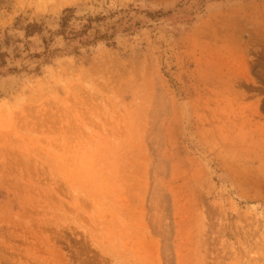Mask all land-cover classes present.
<instances>
[{"label": "rangeland", "instance_id": "1", "mask_svg": "<svg viewBox=\"0 0 264 264\" xmlns=\"http://www.w3.org/2000/svg\"><path fill=\"white\" fill-rule=\"evenodd\" d=\"M0 264H264V0H0Z\"/></svg>", "mask_w": 264, "mask_h": 264}, {"label": "trees", "instance_id": "2", "mask_svg": "<svg viewBox=\"0 0 264 264\" xmlns=\"http://www.w3.org/2000/svg\"><path fill=\"white\" fill-rule=\"evenodd\" d=\"M69 11H70L69 9H65L62 12L63 16L60 19V25H59L61 29L65 27V24H66V22L68 21V18H69V16H65L64 17V14L68 13ZM67 32H68L69 35L72 34V31H67Z\"/></svg>", "mask_w": 264, "mask_h": 264}, {"label": "bare ground", "instance_id": "3", "mask_svg": "<svg viewBox=\"0 0 264 264\" xmlns=\"http://www.w3.org/2000/svg\"><path fill=\"white\" fill-rule=\"evenodd\" d=\"M146 130V129H145Z\"/></svg>", "mask_w": 264, "mask_h": 264}]
</instances>
